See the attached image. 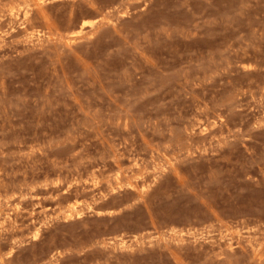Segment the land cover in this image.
Listing matches in <instances>:
<instances>
[{
    "label": "rangeland",
    "instance_id": "obj_1",
    "mask_svg": "<svg viewBox=\"0 0 264 264\" xmlns=\"http://www.w3.org/2000/svg\"><path fill=\"white\" fill-rule=\"evenodd\" d=\"M43 1L0 0V264H264V0Z\"/></svg>",
    "mask_w": 264,
    "mask_h": 264
},
{
    "label": "bare ground",
    "instance_id": "obj_2",
    "mask_svg": "<svg viewBox=\"0 0 264 264\" xmlns=\"http://www.w3.org/2000/svg\"><path fill=\"white\" fill-rule=\"evenodd\" d=\"M42 2H44V1H43V0H41V2H40V3H42ZM73 208H74V209H76V207H73ZM73 208H72V209H73ZM75 211H76V210H75ZM80 214H81V213H80L79 211H77V215H79V216H80ZM9 217H10V216H9ZM37 230H38V229H37ZM122 246H123V245H122Z\"/></svg>",
    "mask_w": 264,
    "mask_h": 264
}]
</instances>
